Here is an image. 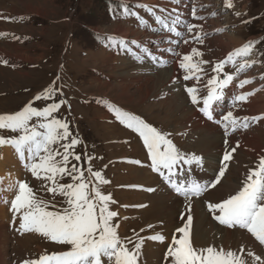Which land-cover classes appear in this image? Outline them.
I'll return each instance as SVG.
<instances>
[{
  "label": "rangeland",
  "instance_id": "374dc122",
  "mask_svg": "<svg viewBox=\"0 0 264 264\" xmlns=\"http://www.w3.org/2000/svg\"><path fill=\"white\" fill-rule=\"evenodd\" d=\"M108 1L111 4L108 5L106 11V6L101 4V0H80L78 4L76 0H0V33H4V35H0V114L20 111L46 88L55 89L56 95L52 100L35 101L34 106L44 107L48 103L65 101L55 115L61 119H67L73 134L78 135L82 141L75 151L82 155L79 164L85 169V175H88L86 169L89 167V162L83 159V154L86 151L93 157L90 161L93 171H104L105 179L109 181L104 186H117L126 181L128 184L133 182L138 184L135 179L136 174H132V172L145 170L149 173V170L147 167L140 169V165H133V161L139 160L141 164H150L143 139L139 133L116 118V112L111 110L112 107L122 112L129 111V113L140 117H146L148 124L156 125V129L167 134V137L172 134V131H175L176 135L186 131L190 138L186 143L185 153L192 154L190 151L192 150L199 152L202 157L206 153L210 154L217 159L213 168L218 169V161L221 158L220 149L210 150L208 148L205 150L197 146L201 136L203 138L209 134L207 130L197 129L198 123H204L211 127L213 125L204 119L197 120L199 115L193 111L190 97L186 92L187 87L182 92L181 89L171 87L162 76L161 67L157 68V72L148 70L154 67L147 63L145 57H152V55L157 57L158 53L164 54L160 47L165 46L166 43L163 39H159L157 44V39L163 36L159 28L155 26L154 17L136 5H150L157 14H160L159 8H164V0ZM236 1L191 0L190 2L189 0L187 5L190 10L195 7L197 16L204 17V19L194 20L190 15L187 23H194L200 27L194 29L191 34L186 30V40L190 44L180 45L182 47L177 49L178 54H176L177 50L174 54L182 58L183 55L190 54L194 47L201 53H205L202 56L192 57L193 62L201 60L208 62L200 65L202 72H196L193 75V78L199 75L200 80L195 79V82L191 84L184 81L190 87H195L199 95L207 94V81L216 75L212 70L213 67L221 59L226 58L230 51H234L248 41H264V0H249L250 2L246 6L250 18H262L253 24H244V21L247 20L246 12L235 10ZM229 2L232 6H225V3ZM125 6L137 12L147 21V24H141L135 17L125 15ZM183 6L180 3L177 8L180 13L184 9ZM172 7V4H167L168 9H172ZM35 10H38V15ZM231 10H233L232 15L229 14ZM92 11L93 13H91ZM236 12L240 15L235 21L234 17L237 15L234 13ZM184 14L187 15V13ZM21 17L23 19H20ZM226 20H229L228 25L236 30V34L227 32L224 35L220 33L219 26H223ZM197 32L203 37L202 44L192 39ZM121 39L125 40L128 48H121L119 43L115 47L111 46L113 40L118 42ZM132 41L138 42L139 47ZM262 46L257 43L248 57L236 58V64L238 60L242 62L247 60L251 64L250 67H245L242 71L237 72L239 66L236 64L235 66L225 65L223 71L234 76L231 84L233 87L232 90L225 89V98L214 104V116L217 119L226 114L223 112L229 105L232 106L231 111L236 114V106L241 102H237V105L233 107L232 99L242 90L253 93L248 97V100L257 96L253 100H247V106L245 102L241 103V107L237 110L245 116L264 115V47ZM142 48H150L156 52L144 53L141 51ZM137 56H140L141 59H137ZM252 61L255 63H251ZM166 62H170V60ZM145 63L149 66L147 67ZM176 70L175 80H181L180 73L182 75L185 73L179 69L178 65ZM222 76L223 73H221V78ZM238 78H241L240 80L247 78L251 83L246 84L242 89L238 88L236 83ZM256 89H258L257 92ZM175 92H180L182 95L178 100L175 99ZM183 116H186L185 119L188 120L183 119ZM36 122L35 118L31 121V123ZM216 130L217 134L224 138L218 128ZM239 130L240 128L231 132L235 136V140L228 138L232 147L238 144L240 148L233 153L232 164L226 171L228 176L226 174L225 176L229 182L241 184L247 171L256 167L260 156L264 155L262 149L264 120L256 126L255 123H250L246 132L243 129ZM236 132H238L237 135ZM0 135L10 138L17 134L10 130H0ZM246 146H249L253 151V154L248 151V159L245 155H241L244 154ZM221 149L223 150V146ZM0 153V172L3 174V184L0 185L3 189L0 191V208L4 209L5 217L0 228V264H16V261L37 257L39 256L37 250L41 248L44 252L61 250V248H56L60 245L55 243L56 246H54L46 238L41 240L43 237L41 235L37 237L36 233L22 238H16V234H14L11 235L13 244L8 242L6 231L13 228L12 233H16L11 224L10 205L5 203L6 200L13 198L12 193L8 190V185L14 181H27L37 195L48 202L49 210L62 209L66 205L63 203V197L46 190L45 181L42 179L31 180L35 177L23 168V164L11 146H0ZM240 157L243 158V163L244 160L245 162L252 161V167L244 168L240 160L237 162ZM9 159L14 160L15 163H10ZM18 162L20 163L18 164ZM72 163L77 162L71 160L69 167ZM239 171L243 173L241 176ZM14 173H17V176ZM198 174L204 177H214H212L213 174L209 172L206 174L199 168L194 171V176ZM152 176L155 177V182L147 188H154L156 183L164 185L156 176ZM61 182L70 183L71 178L65 177ZM154 189L156 191L145 190V193L142 194L139 192L140 197L120 192V196L116 195V198L120 202L135 201L136 204L147 206L149 204L145 195H152L151 199L160 196L158 195L159 189L157 187ZM164 191L169 190L165 188ZM176 199L180 204L183 203L180 199ZM120 202L118 204H121ZM180 204L175 203L177 205L174 212L175 217L179 212H182ZM52 205H55V209L52 208ZM141 208L145 225H152L156 228V225L152 223L153 219H149L145 207ZM115 209L118 212V205ZM167 217L170 218L163 214L161 218ZM118 218L122 223V218L120 216ZM133 225L131 224L130 228ZM124 227L125 224H123ZM246 234L254 244L260 246L257 241L252 239L250 233ZM119 235L121 238L125 237L120 233ZM224 240V237H219L213 243L216 246L223 245L226 249L238 250L241 246L231 244L229 241L223 243ZM15 245L16 247L12 249ZM243 246L245 254L248 249L255 251L257 255L262 254L261 250L252 244L248 243ZM262 249L264 253V246ZM41 252L40 254H42Z\"/></svg>",
  "mask_w": 264,
  "mask_h": 264
},
{
  "label": "snow or ice",
  "instance_id": "6c2138e0",
  "mask_svg": "<svg viewBox=\"0 0 264 264\" xmlns=\"http://www.w3.org/2000/svg\"><path fill=\"white\" fill-rule=\"evenodd\" d=\"M169 2L179 3L180 0H169ZM226 6L232 5L229 2ZM136 7L144 9L154 17L156 25L175 37L184 35L178 30L177 25L186 28L189 34L200 27V25L184 21L179 9L169 10L161 7L160 14H157L150 5L137 4ZM124 14L135 17L141 24H147L144 18L126 6ZM236 15L240 14L236 13ZM191 17L194 20L204 19L197 16L195 7L191 10ZM244 23H250V21H244ZM192 39L201 44L204 42L199 32ZM117 43L121 48H128V44L123 39L118 42L113 40L111 46L115 47ZM132 43L139 47L138 42L132 41ZM169 43L178 44L179 41L170 39ZM184 43L187 44L189 41L184 40ZM257 43L259 41H248L243 46L230 51L226 58L216 63L212 69L216 75L207 81V94L202 98L195 87L186 88L193 105H199L202 99L203 106L198 109L202 116L208 121H214L223 130L224 147L218 161L219 167L214 177L207 183L191 180L186 185L183 181L178 182L174 179L181 165L202 166L201 155L181 152L172 140L167 138V134L146 124L139 117L114 107L111 108L116 112V118L121 123H125L127 127L139 133L143 139L152 171L162 177L174 192L183 196L186 201L184 211L177 214L179 223L170 232V243L165 245L166 251L162 257V264H264V253L257 255L255 251L248 249L245 254L243 245L238 250L226 249L223 245L196 246L192 233L193 216L191 214L192 197H198L204 191L220 184L233 159V153L239 145L232 147L229 144L230 132L238 128L246 129L250 123L264 120V115L234 116L231 110L216 119L213 107L216 102L225 98V89L234 79L233 74L223 71L225 65L235 66L236 58L248 57ZM141 51L149 53L147 48H142ZM167 51L175 53V49L171 47ZM202 55L203 53L194 47L190 54L183 55L179 60V69L185 73L184 81L192 79L194 73L201 71L202 63H208L203 60L193 62V56ZM136 58L141 59L140 56ZM152 59H156L155 55H152ZM250 66L251 64L245 60L239 64L237 72ZM195 79L199 81L200 76L196 75ZM249 83H251L250 80H240L237 87L242 89ZM252 94L241 92L235 95L232 99L233 107L237 105V102H246ZM55 95V89L46 88L22 110L11 114H0V130H10L17 134L10 138L0 135V146L10 145L23 164V168L33 177L45 181L46 190L63 197V203L66 205L62 209L49 210L48 202L40 198L29 183L16 180L8 185L13 198L6 200L5 203L10 205L14 230L20 235L38 233L43 238L67 247V250L55 251L51 254L45 252L35 259H23L20 264H138L145 238L138 237L133 241L131 237L121 238L119 235V225L114 223V219L119 214L110 207L115 201L111 195L105 194L101 189V185L108 184L109 181L105 179L101 171H93L90 166L93 157L86 151L83 159L89 162V167L86 169L88 175H85V169L79 164L82 155L75 151L82 141L78 135L73 134L67 119H61L55 115L65 101L48 103L44 107L34 106L35 101L52 100ZM34 118L37 122L31 123ZM71 160L77 163H72L69 167ZM133 163L140 165L141 161L136 160ZM65 177H70L71 182L62 183ZM2 184L3 180H0V185ZM143 190L156 191L151 187ZM145 206L138 205V207ZM52 208L55 209V205H52ZM207 210L219 225L228 229L246 230L260 246H264V155L260 156L255 168L247 171L234 194H228L219 202L207 203ZM147 227L152 228V225ZM147 239L164 243L166 236L162 232H157ZM129 245L133 246L129 247Z\"/></svg>",
  "mask_w": 264,
  "mask_h": 264
},
{
  "label": "bare ground",
  "instance_id": "6f19581e",
  "mask_svg": "<svg viewBox=\"0 0 264 264\" xmlns=\"http://www.w3.org/2000/svg\"><path fill=\"white\" fill-rule=\"evenodd\" d=\"M205 2H207V1H205ZM21 4H23L22 1H21ZM31 13H34V12H31ZM35 13L38 15L39 14L38 10L37 11L35 10ZM176 54H178V50L176 51ZM176 69H177V65H174V67H171V69L162 70L161 74L164 77V79L166 80V82L171 87H174L175 89H181V92H182V91H184V89L186 87H190V85L185 83L183 79L175 80V78L177 76V70ZM242 92H243V90H242ZM175 93H176V95H175L176 100L181 98L182 95L180 92H175ZM240 93H241V91H240ZM247 102H245V104ZM179 104L182 105V103H179ZM182 118L185 119L186 116H183ZM185 120H188V119H185ZM198 124H199V126L197 129L207 130V131H209V134L205 135L203 138L201 136L200 141H198L197 146L202 147L205 150H208V148H210V150H212L213 148L214 149H220V152H221L222 151L221 147L223 146L224 138H222L219 134H217L218 133V131L216 130L217 126L213 125V127H211L209 125H205L204 123H200V122ZM236 146H237V144L234 145L233 147H236ZM239 148L240 147L238 146L237 149H239ZM203 160L204 161H203L202 166H191V167H189L186 165H181L179 170H178V174L179 175L181 174V167H184V169L187 170L188 172H190L192 175H194V171L199 168L202 171H204V173H206V174H208V172L210 174H213L212 175V177H213L215 170H216V172L218 170L217 168H213L216 165L217 159L214 156H211L210 154L206 153L203 155ZM9 161H10V163H15V161L12 159H9ZM231 162H230V164H232ZM19 163L20 162H18V164ZM204 168H206V169H204ZM14 174H15V176H17V173H14ZM2 176H3V174L0 172V180H3ZM135 176H136V178H135L136 181L138 182V184L143 185V188H147V186H149L150 184L155 182V177H153L151 174L147 173L145 170H141V171L137 172V174ZM156 177L163 184L166 182L159 175H157ZM223 179L224 180H222L220 182V184H218L213 189L214 191L212 190L206 195L204 201H206V202H213V201L219 202V200L221 198H225L228 194H234V192L236 190H238L240 183L229 182L226 179L225 175H224ZM164 186L165 185H162V184H157V183L155 184L154 188L161 187V189H159V192H158V195H160V196L157 198L151 199L152 195H150V196L145 195V199L146 200L148 199V204H149V205L145 206V210L148 214L149 219H153L152 223H154L156 225L155 233L162 232L166 236V240L164 243H161L158 241H153V240L148 239V241L146 243H144L142 248H141V255H140L141 264H160V262L162 261L161 258L163 257V253H164L163 251H165V250L162 251V248L165 249V245L170 240L169 239L170 232L173 231L176 224L179 223L177 217L174 216V212H175V208L177 207V205H175V203L180 204V202L177 201L176 198H174L175 196L170 191H167V192L164 191V189H165ZM0 189H2V186H0ZM185 203L183 202L180 204L182 211H184ZM191 205H192L191 214L193 216L192 233H193L194 242H195L196 246H208L210 244L214 245L213 241H215L216 238L224 237L225 240L223 241V243H226V241H229V243L236 244L237 246L238 245H246L249 243V244L256 246L257 248H259L261 250V248L258 245L254 244L253 241L247 236V234L245 232H240L236 229H228L226 227H222L221 225H219L218 222L212 221L211 218L207 215V212H205L207 209L205 208V210H204L200 201H196L195 203H193V201H191ZM163 214L169 216L170 218H168V217L167 218H161L163 216ZM4 221H5L4 209L0 208V228H1L2 223H4ZM30 234H35V233H30Z\"/></svg>",
  "mask_w": 264,
  "mask_h": 264
}]
</instances>
